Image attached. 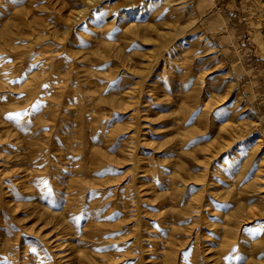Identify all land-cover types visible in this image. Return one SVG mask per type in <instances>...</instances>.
Returning <instances> with one entry per match:
<instances>
[{
    "label": "rangeland",
    "instance_id": "obj_1",
    "mask_svg": "<svg viewBox=\"0 0 264 264\" xmlns=\"http://www.w3.org/2000/svg\"><path fill=\"white\" fill-rule=\"evenodd\" d=\"M147 2L0 0V264H264V0Z\"/></svg>",
    "mask_w": 264,
    "mask_h": 264
},
{
    "label": "bare ground",
    "instance_id": "obj_2",
    "mask_svg": "<svg viewBox=\"0 0 264 264\" xmlns=\"http://www.w3.org/2000/svg\"><path fill=\"white\" fill-rule=\"evenodd\" d=\"M136 2H138V1H136ZM124 3V2H123ZM142 3V2H141ZM144 3H148L147 2V0L145 1L144 0ZM164 4V3H163ZM171 4V3H170ZM130 5V3H125V6H129ZM172 5V4H171ZM142 6V5H141ZM129 8V7H128ZM107 18V17H106ZM108 20V19H107ZM132 25H133V23H132ZM131 26V25H130ZM126 28V27H125ZM136 28V27H135ZM125 33L127 34V33H131V34H136L137 33V31L136 30H134L132 27H128L127 29H126V31H125ZM125 54V53H124ZM48 56V55H47ZM52 59V58H51ZM131 59V58H130ZM133 59V58H132ZM67 73H70V72H67ZM71 75V74H70ZM60 87V86H59ZM61 90L59 89L58 91H57V93L56 94H58L59 92H60ZM43 117V116H42ZM52 117H50V119H51ZM47 120V119H46ZM226 128V127H225ZM219 132H225L224 131V128H219ZM261 146L260 145H258V147H257V149H258V151L260 150L259 148H260ZM257 151V152H258ZM261 155V154H260ZM264 159V158H263ZM207 164L208 163H206L205 164V166H206V169H205V171L204 170H202L203 171V174L201 175V179H202V181H206L207 180V172H208V169H207ZM262 166H264V160H263V165ZM262 172H261V169L257 172V174H256V180L257 181H259L260 180V178H261V174ZM209 176H210V174H209ZM214 176H212V177H208V180H207V186H208V184H210V182L213 180L212 178H213ZM210 185H212V182H211V184ZM213 186V185H212ZM82 187V186H81ZM200 200H197V204H198V206H196L199 210L197 211L198 212V215H200V213L202 212L201 211V207H204L205 205H203V203L200 201ZM206 204H207V202H206ZM210 204H207V206H209ZM195 207V208H196ZM203 212H204V210H203ZM65 216V215H64ZM200 217H201V215H200ZM122 224V223H121ZM67 226V225H66ZM119 225H115L114 227H118ZM120 231V230H119ZM119 236H121V235H119ZM219 261H221V257H220V259H219V257L218 258H216V260H212V263L213 264H217V263H219Z\"/></svg>",
    "mask_w": 264,
    "mask_h": 264
},
{
    "label": "snow or ice",
    "instance_id": "obj_3",
    "mask_svg": "<svg viewBox=\"0 0 264 264\" xmlns=\"http://www.w3.org/2000/svg\"><path fill=\"white\" fill-rule=\"evenodd\" d=\"M0 59H2V58H0Z\"/></svg>",
    "mask_w": 264,
    "mask_h": 264
}]
</instances>
